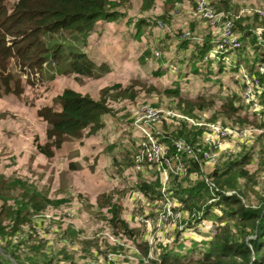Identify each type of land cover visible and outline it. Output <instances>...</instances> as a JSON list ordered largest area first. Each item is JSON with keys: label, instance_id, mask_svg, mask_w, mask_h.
I'll list each match as a JSON object with an SVG mask.
<instances>
[{"label": "trees", "instance_id": "obj_1", "mask_svg": "<svg viewBox=\"0 0 264 264\" xmlns=\"http://www.w3.org/2000/svg\"><path fill=\"white\" fill-rule=\"evenodd\" d=\"M141 1L143 10L149 13L156 0ZM198 1L166 0L172 4L185 2L189 8L195 7L193 14L196 19L191 24L192 36L186 32L184 36L183 30L182 34L173 29L163 30L161 35L164 36L160 41L164 40V52L154 76L168 81L163 92L179 99V103L186 97L194 99V108L204 111L215 107V99H219L224 108L227 106L225 111L221 109L220 112L225 113L229 120L239 121L244 124L242 126H257L254 140L249 138L248 141H239L243 149L238 153L222 151L209 172L206 170L207 165L212 162L204 158V152L212 144L205 140L202 131L193 132V135L183 124L176 131H165L166 134L155 136L160 143H167L172 157H176L178 152L175 142L185 143L180 155L185 168L179 174L169 175L166 192L173 201L179 203L178 208L189 216L182 220L183 228L176 237L160 245L162 254L158 264H264V155H261L264 152V72L258 68L264 64V52L262 54L259 50L260 42L251 31L257 23H264V17L258 14L251 18L234 17L233 31L242 44L239 47H227V52L219 54V59L212 58L210 53L216 44L211 36H197L200 32L199 22L205 21L196 13ZM245 4L236 0H213L216 13L225 11L239 15ZM119 6L120 0H0V65L5 69L0 72V81L11 84L15 76L19 75L16 71L18 67L23 68L24 74L29 68L32 75L38 77L47 66L57 70L59 67L53 64L61 59L63 48L60 44H53V41L65 31L82 36L81 52L71 53L72 72L92 76L95 65L85 48L94 39L93 36L96 35L98 40L95 42L99 43L106 33H110L118 37L123 45L124 42L142 39L149 32L152 33L154 25H157V22H152L154 16L150 13L126 12ZM251 46L255 48L251 49ZM151 53L152 49L145 50L146 56ZM231 59L235 63L233 66H229ZM11 61L13 66L10 65ZM173 63H179L180 70L170 76L168 70ZM7 67L11 72L6 71ZM241 67L251 77L255 96L260 99V107L263 106L261 110H254V113L249 112L254 108L250 103L239 104L221 95L224 77L230 71L240 73ZM189 74L199 77L202 88H207L203 92H196L200 87L195 86V80L188 78ZM233 78L240 83L239 76ZM255 80L259 82L258 85L254 84ZM183 87H187L186 90ZM119 88H122L120 83L105 87L99 97L72 88L63 90L57 97L58 107L45 106L38 112V116L48 123L47 143L40 145V150L51 157L68 138L82 139L85 133L102 138L108 145L106 152L112 166L107 169L116 182V188L123 186L138 191L139 195L146 198L163 201L162 170L157 168L155 178L149 179L136 168V157L146 152L147 147L141 143L145 136H139L138 142L133 135L120 133L123 120L116 117L119 110L113 103L120 97L133 96L121 91L119 96H112V99L108 97L112 90ZM206 94L212 95L209 98L211 100L205 97ZM189 146L194 149L195 155L188 154ZM125 160L129 161V168L121 164ZM3 177L0 175L1 192ZM135 178L137 182H133ZM260 184L263 187H258ZM8 188L21 191L24 200L17 202L16 206H8L0 192V200L5 201L0 206V241L4 242L0 246V264H26L20 249L28 240L18 237L15 243L14 235L31 223L33 213L42 212L49 206L59 207L70 200L52 199L34 184L21 178L9 180ZM109 196L102 205L106 208L108 224L117 235H125L135 242L139 224L132 222L134 220L129 221L124 215V205L113 194ZM5 210L10 213L8 218ZM205 223L207 227H201ZM211 225H214L212 232ZM70 231L77 237L75 229ZM133 246L136 251H140L137 245ZM63 252H67V249L63 248L59 254ZM150 262L157 264L154 260Z\"/></svg>", "mask_w": 264, "mask_h": 264}, {"label": "rangeland", "instance_id": "obj_2", "mask_svg": "<svg viewBox=\"0 0 264 264\" xmlns=\"http://www.w3.org/2000/svg\"><path fill=\"white\" fill-rule=\"evenodd\" d=\"M236 1L246 3L240 9L239 15L222 11L217 12L218 16L227 17L226 20L230 19L233 26H235L234 17L251 18L256 14L264 17V0ZM142 5L141 0H120L119 9L153 15L152 22H157V25H154L152 33L149 32L150 34L138 41L124 42L123 45L120 44L118 37L111 36L110 33H106L99 43L95 42L98 40L96 35L93 36L94 39H91L85 48L95 65L92 76L72 72L71 53L81 52L82 36L65 31L53 41V44H60L63 48L61 59L53 64L59 67L57 70H51L47 66L38 77L32 75L29 68L24 74L23 68L18 67L19 70L16 71L19 75L15 76L11 84L0 81V175L4 176L1 184L3 191L0 192L8 206H16L17 202L24 200L21 191L8 188L9 180L15 178L28 180L52 199L70 200L69 203L59 207L49 206L42 212L33 213L31 223L23 226L14 235L15 243L18 237L28 240L20 249L26 264H48L52 261V264H144L143 261L151 264L150 261L153 260L158 264L162 254L160 245L167 243L170 238H175L183 228L175 211L172 209L168 213L169 204H166L165 199L161 204L160 200L146 198L139 195L138 191L123 186L116 188V182L107 169L112 161L106 152L108 145L104 139L85 133L82 139L68 138L51 157L41 152L40 145L44 146L47 143L48 123L38 116V112L45 106H57V97L66 88L99 97L103 88L120 83L122 88L112 90L108 97L112 99V96H119L121 91L123 94L133 96L120 97L113 103L119 110L116 117L123 120L120 133L133 135L138 142L139 136H145L141 143L146 147L150 136L156 138V135L166 134L165 131H176L178 126L183 124L190 133L202 131L205 140L211 124L246 131L248 136L245 138H228L215 144L206 140L212 146H208L209 149L205 148V152H212L211 155L216 159L212 161L213 164L207 165V172L217 162L222 151L238 153L243 149L242 142L239 141L254 138L257 125L242 126L244 124L239 121L229 120L225 113L220 112L221 109L225 111L227 106L224 108L219 99H215V107L203 111L194 108L192 104L194 99L186 97L179 103V99L164 94L163 90L168 81L154 76L164 52L162 48L164 40L160 41L164 35L161 34L163 30L173 29L179 33L183 30V33L192 36L191 24L196 19L193 14L195 7L189 8L185 2L172 4L166 0H156L153 9L148 13L143 10ZM223 22L224 20L218 24H211L200 21L198 24L200 32L198 31L197 36H211L216 44L213 50L220 53L222 50L219 44L227 40L224 37ZM251 31L260 42L259 50L263 54L264 23H257ZM186 33L183 35L185 36ZM147 48L152 49V53L148 56L145 55ZM156 52H160V56H157ZM211 57L219 59L218 56ZM13 64L11 61L10 65ZM234 64L231 59L229 66ZM10 65L8 67L13 68ZM179 65V63L171 65L168 70L170 76L178 73ZM243 66L246 68L244 64ZM8 67L6 71L11 72ZM258 68L264 72V64H260ZM241 70L240 73L230 71L224 77V86L220 89L221 95L226 99L232 98L239 104L250 103L254 108L249 112L254 113L263 106L260 107V99L255 96L254 87L249 84L247 71L243 67ZM1 71L5 69L0 65ZM234 76H239L240 83L236 82ZM188 78L195 80L193 82L195 86L200 87L196 92L200 90L203 92L207 88V86L202 88L199 77L189 74ZM183 88L186 90L187 87ZM205 97L209 99L212 95L206 94ZM146 106L157 109L162 116L160 120L145 118L143 110ZM162 144L169 150L167 143ZM142 154L143 152L139 155ZM261 155H264V152H261ZM128 163L127 160L121 162L125 168H129ZM176 165L177 159L174 158V166ZM138 170L151 179L155 178L158 169L148 167L145 170ZM136 180L135 178L133 182H137ZM167 181L166 183L161 181L163 193L168 189L169 181ZM258 187L263 186L260 184ZM110 194L124 205L126 218L139 224L135 242L125 235H117L114 228L108 224L106 208L102 205ZM3 202L5 201L0 200V206ZM175 203L173 201L170 207L173 208ZM4 213L8 218L10 213L7 210ZM149 217L154 219L155 223L146 227L140 220ZM71 229L78 232L77 237L71 234ZM3 244L4 242L0 241V246ZM133 244L139 247V252L133 248ZM63 248H66L67 252L59 254Z\"/></svg>", "mask_w": 264, "mask_h": 264}, {"label": "built area", "instance_id": "obj_3", "mask_svg": "<svg viewBox=\"0 0 264 264\" xmlns=\"http://www.w3.org/2000/svg\"><path fill=\"white\" fill-rule=\"evenodd\" d=\"M196 13L201 19L211 24H218L224 20L222 27H223L224 37L227 40L219 44V48L222 50V52L227 51V47L229 46L239 47L241 45L239 38L234 34L233 22L230 19L226 20L227 17L221 18V16H218L213 5V0H199L196 7ZM221 53L218 52L217 50H212L210 56H219V54ZM156 55L160 56V52H156ZM247 78L249 79L250 86H253L252 79L249 77ZM258 83L259 82L257 80L254 81L255 85H258ZM143 115L145 118L153 121H158L162 117L157 109L148 106L144 108ZM246 136H248V133L246 131H239L236 129L227 128L219 124H211L209 125V132L206 135V140L211 142L212 144H215L216 142H221L222 140H226L228 138H236V137L245 138ZM147 147L148 148L146 152H144L142 155H139L136 158V166L138 169H142V170H145L148 167L149 168L154 167L156 169L158 168L162 170L163 181H164L163 183H166L171 173L179 174L185 168L183 162L180 160L181 159L180 155L182 154V151L185 149V143L183 141L175 142V147L178 151L176 157L170 156L169 150L156 138L152 136H150ZM187 150H188V154L195 155V151L191 146H189ZM174 158L177 159L176 166H174ZM204 158L207 159L209 162L216 161L215 157H213L210 152H204ZM209 183L210 185H212V182ZM163 195H164V199L166 200V204H169L168 213H170L171 210L173 209L175 211L176 216L179 217L178 219H180V223L184 218L189 217L187 212L178 208L179 206L178 202H176L174 204L175 206L171 208L170 206L171 204H173L172 198L166 192H164ZM159 203L162 204V201H160ZM140 221L146 227H149L155 223V220L150 217L142 218ZM201 227L206 228L207 227L206 223L202 224ZM210 229L213 230L214 225H211ZM199 230L202 229L199 227Z\"/></svg>", "mask_w": 264, "mask_h": 264}]
</instances>
